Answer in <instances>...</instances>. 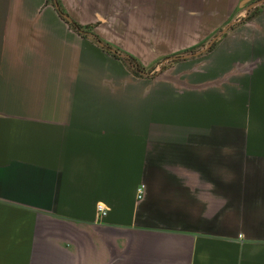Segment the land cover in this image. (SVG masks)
<instances>
[{
  "label": "crops",
  "instance_id": "1",
  "mask_svg": "<svg viewBox=\"0 0 264 264\" xmlns=\"http://www.w3.org/2000/svg\"><path fill=\"white\" fill-rule=\"evenodd\" d=\"M57 1L138 61L233 24L167 93L53 0H0V264H264V3Z\"/></svg>",
  "mask_w": 264,
  "mask_h": 264
},
{
  "label": "rangeland",
  "instance_id": "2",
  "mask_svg": "<svg viewBox=\"0 0 264 264\" xmlns=\"http://www.w3.org/2000/svg\"><path fill=\"white\" fill-rule=\"evenodd\" d=\"M53 5H54V2H53ZM55 9H56V7H55ZM59 14L61 15L60 12H59ZM61 17H63V16L61 15ZM177 17H178V15H177ZM90 25H93V24H90ZM138 25H139V23L137 24V26ZM155 26L156 25L154 24V27ZM227 26H225V27L228 28ZM149 27H151V23H150ZM81 30L87 32L86 30H83V29H81ZM222 30L223 29H220L219 31H215V32L211 33L203 41L202 45L205 46L207 43L210 42V40L214 36L218 35V37H220L222 34H224L227 31V29H226L223 33H221ZM136 32H138V34L140 35L142 40L153 43L155 41V39L157 38L156 33L158 31L151 29V28H149V30H147L146 28H143V29L137 28ZM79 33L82 34L84 32L79 31ZM161 34L162 33L160 30L158 38L162 37ZM175 37L178 40V42H177L176 46L173 47L175 49V51H172L171 54L175 53V55L180 56V55H184L186 53H189V51H185V48H188V47H186V45H183L182 44L183 42L182 43L180 42L183 39V31H177ZM111 48H113L114 51L118 54H124L125 53L122 51L123 49H121V51H119L117 48H115L113 46H111ZM131 49L135 52V56L139 57V62L142 65V67H144V68L142 70H140L139 66H135L134 61L131 60V56H129V57L121 56L120 61L129 70V80H131L129 82V85H135V87H138L139 89L145 88L148 91H150L153 87H156V88L161 87V88L165 89V92L168 93V89H171L172 87L173 88L174 87L182 88L183 86H185L184 80L186 79V76L188 77L190 74V70H189L190 68H188V65H190V63L193 66L196 64H200V63H202L203 65L207 64L204 61L205 58L193 59V57H195V56H191V57H187V58L171 59V58H168L169 56H172L171 54H169V55H166L167 58H165L166 56L154 57L152 51H147L146 49H144L140 45H137V47L134 46ZM194 51H192V52H194ZM112 53H114V52H112Z\"/></svg>",
  "mask_w": 264,
  "mask_h": 264
},
{
  "label": "water",
  "instance_id": "3",
  "mask_svg": "<svg viewBox=\"0 0 264 264\" xmlns=\"http://www.w3.org/2000/svg\"><path fill=\"white\" fill-rule=\"evenodd\" d=\"M53 2H54V6H55L56 9L61 13V15H62V16H63V17L69 22V23H71L72 25H74V27H75L78 31H80V32H84V33H86V34H91V35H93L99 46L103 47L104 49H108L109 51H112V52L116 53V52L114 51L113 48H111V47L105 45V44H104V43H103L98 37H96L93 33L82 31V30L80 29V27H79V26H78V25H77V24H76V23H75V22H74V21H73L68 15H67V14H65V13H63V12L61 11V9L59 8V5H58L57 0H53ZM262 3H264V0H257V1H255V2L252 3L251 7H253V6H257V5H260V4H262ZM251 7H249V8H251ZM249 8H248V9H249ZM232 24H233V23L228 24V27H230ZM226 29H227V28L223 29V30L221 31V33H223ZM217 38H218V35L214 36V37L210 40L209 43H207L203 48H201V49H199V50H197V51L189 52V53H186V54H184V55H180V56H179V55H178V56H177V55H172V56H169L168 58H171V59H175V58H187V57H191V56H197V55H200V54H202L203 52L207 51L209 48H211V46L213 45V43L216 41ZM119 56L129 57L130 55H127V54H125V55H121V54H119Z\"/></svg>",
  "mask_w": 264,
  "mask_h": 264
},
{
  "label": "built area",
  "instance_id": "4",
  "mask_svg": "<svg viewBox=\"0 0 264 264\" xmlns=\"http://www.w3.org/2000/svg\"><path fill=\"white\" fill-rule=\"evenodd\" d=\"M143 190H144V185H140L138 188H137V197L140 198L142 197V194H143ZM97 210L98 211H101L102 214H105V208L98 204L97 205Z\"/></svg>",
  "mask_w": 264,
  "mask_h": 264
},
{
  "label": "trees",
  "instance_id": "5",
  "mask_svg": "<svg viewBox=\"0 0 264 264\" xmlns=\"http://www.w3.org/2000/svg\"><path fill=\"white\" fill-rule=\"evenodd\" d=\"M80 28L90 29L91 25L80 26ZM196 48H199V47H196ZM131 60L134 61L135 66H139L140 70H142L144 68V67H142V65L140 64V62L137 59H134V57H131Z\"/></svg>",
  "mask_w": 264,
  "mask_h": 264
}]
</instances>
